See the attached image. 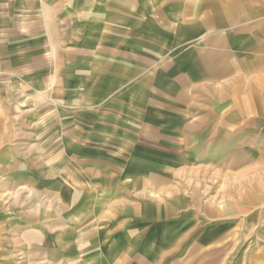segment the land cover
<instances>
[{"label":"crops","instance_id":"0c3cea01","mask_svg":"<svg viewBox=\"0 0 264 264\" xmlns=\"http://www.w3.org/2000/svg\"><path fill=\"white\" fill-rule=\"evenodd\" d=\"M0 264H264V0H0Z\"/></svg>","mask_w":264,"mask_h":264}]
</instances>
